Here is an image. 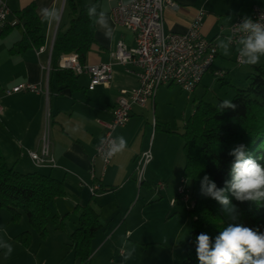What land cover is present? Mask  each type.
<instances>
[{
	"label": "crops",
	"instance_id": "1",
	"mask_svg": "<svg viewBox=\"0 0 264 264\" xmlns=\"http://www.w3.org/2000/svg\"><path fill=\"white\" fill-rule=\"evenodd\" d=\"M84 1L97 4L98 10L106 12L113 29V39L109 40L94 27L95 42L84 63L112 61L109 53L118 40L127 46L134 45L133 33L115 25L108 14L114 0ZM5 2L10 9L8 24L0 29V151L5 164L18 173L38 171L62 180L65 195L49 204L50 211L55 214L72 212L75 205H84L92 197V205L99 213L102 228L91 241L89 264H122L123 237L136 248L133 259L123 264H180L184 257L181 243L187 238L190 218L182 200L177 198L173 204L170 203L171 198L176 196L175 186L182 176V145L179 143V147L167 150L166 145L157 143L156 93L166 85L158 87L153 104L145 108L134 106L127 123L114 131L113 136L125 137L127 146L113 156L102 172L101 160L97 157L93 159L95 145L103 130L98 121L111 119L120 90L137 85L136 67L113 63L110 83L107 86L97 85L93 90L87 89V74H74L77 88L70 90L56 82L55 69L50 67L55 34L58 30H64L72 17L65 0ZM30 2L35 3L40 22L39 10L43 7L59 8L61 19L51 24L41 22L45 35L44 44H40L43 46L41 53L37 48L19 53L9 52L23 31L16 13ZM253 6L263 7L264 0H176L175 7L163 11L164 29L176 32L187 30L196 12L202 9L204 16L200 33L217 43L218 38L226 37L234 18L237 15H250ZM235 53L231 46L230 55L225 56L217 46L211 69L190 94L197 92L201 100H206L204 96L211 89L217 99L223 98L221 94L226 87L230 95L234 93L230 85L220 86L222 82L229 81L240 87L246 85L254 66L264 64V56L257 65H239L235 62ZM218 69H223L225 74L216 79L213 71ZM20 82L35 84L40 91L5 93V89ZM153 117L155 126L152 125ZM45 130L49 139V156L54 165L37 166L32 163L28 151L40 149V138ZM146 148H150L152 159L146 165L143 180L138 185L133 174L134 159ZM157 181H164V187L156 189ZM188 184L189 181L187 186L193 193L198 191L195 182L192 181L191 187ZM94 185L99 188L92 191ZM66 220L69 225L66 227L64 223V226L68 233L76 227L77 216L70 213ZM5 227L8 228V225L0 227V230ZM2 232L4 240L15 241L12 254L33 252V236L30 244L24 246L17 240H11L17 233ZM3 251L0 249V253ZM53 252L54 256L58 254L56 250ZM6 259L10 260V256Z\"/></svg>",
	"mask_w": 264,
	"mask_h": 264
},
{
	"label": "trees",
	"instance_id": "2",
	"mask_svg": "<svg viewBox=\"0 0 264 264\" xmlns=\"http://www.w3.org/2000/svg\"><path fill=\"white\" fill-rule=\"evenodd\" d=\"M72 17L64 30H58L52 44L50 67L55 69L56 82L77 88L76 76L68 68L59 67V55L76 52L81 63L93 44L94 26L90 21L84 0H65ZM23 31L21 38L9 48V52H23L44 44L45 35L41 30L36 5L30 2L17 13ZM244 86H235L229 81L222 82L233 87L231 100L235 109L220 111L219 104L225 100L217 98L215 102L199 99L193 112L186 119L180 133L183 143L184 165L182 176L195 182L198 191L194 193L193 209L187 210L190 227L187 238L181 243L184 257L180 264H199L196 254V237L200 233L214 238L223 228L231 224H242L258 229L264 222V205L257 206L251 201H239L229 191L230 204L226 207L215 199L204 195L200 181L205 174L217 187H224L230 180L229 169L233 157L232 148L245 145L246 155L264 165V64L254 66L253 72ZM0 151V209L10 213V220L18 221L25 215L30 227L41 237L47 233L50 220L56 228L64 227V221L70 213L76 214L77 225L68 234V245L80 264H89L91 241L102 228L99 213L92 205V197L84 205H75L72 212L52 213L49 204L57 197L65 195L62 180L50 175L31 171L21 173L5 164ZM15 240L28 246L31 242L29 230L17 233Z\"/></svg>",
	"mask_w": 264,
	"mask_h": 264
},
{
	"label": "built area",
	"instance_id": "3",
	"mask_svg": "<svg viewBox=\"0 0 264 264\" xmlns=\"http://www.w3.org/2000/svg\"><path fill=\"white\" fill-rule=\"evenodd\" d=\"M176 0H114L110 11L115 25L130 30L134 35V45L127 46L122 40H118L114 49L110 51L112 61L94 64L81 63L76 52L59 55L58 66L70 69L73 74L85 73L88 76L87 89L93 90L97 85L107 86L113 74V63L131 64L136 67L135 75L137 85L130 89H122L112 108V117L109 121H98L102 126L101 137L105 140L113 136L114 131L124 126L134 106L145 108L153 104L156 90L161 85H177L181 90L192 92L201 82L204 74L208 72L217 55V43L207 39L200 33V26L204 16V10L196 12L187 30L183 32L167 31L164 29L163 11L168 7H175ZM10 9L5 0H0V29L8 24ZM264 14V6H253L250 15L253 20H258ZM246 16L237 15L232 21L226 34L233 39L232 47L236 50L235 62L239 65L238 53L241 33L238 25ZM264 23V20H261ZM43 46L37 47L41 53ZM225 74L223 69L213 71V76L218 79ZM19 91L39 92L40 88L29 82H20L5 89L6 94ZM1 108V107H0ZM152 125L156 120L152 118ZM47 131L40 138V149L28 151L32 163L37 166L54 165L49 156V139ZM100 137V139H101ZM106 145L100 140L95 145L94 157L101 160L102 172L105 171L111 159L103 156ZM150 148L139 152L134 159L133 174L138 185L143 180L145 167L151 161ZM183 176L176 186V196L171 198L173 204L177 198L185 203L187 210L193 209L195 204L194 193L185 183ZM164 182L157 181L155 188H163ZM98 185L91 187L94 191Z\"/></svg>",
	"mask_w": 264,
	"mask_h": 264
},
{
	"label": "clouds",
	"instance_id": "4",
	"mask_svg": "<svg viewBox=\"0 0 264 264\" xmlns=\"http://www.w3.org/2000/svg\"><path fill=\"white\" fill-rule=\"evenodd\" d=\"M87 15L93 26L103 32L106 39H113V29L106 12L98 10L97 4L86 5ZM42 23L59 22L60 9L57 7H43L39 10ZM264 14L258 20L246 16L237 24L242 34L239 39L238 53L240 62L246 65H257L264 56ZM233 39L227 36L217 41V46L225 56L230 55ZM231 100L225 99L219 104L220 111L235 109ZM100 143L106 145L103 156L110 159L122 152L127 141L123 135H117L105 140L101 137ZM245 145L239 144L231 149L229 155L234 159L231 163L230 180H225L224 187H217L216 183L205 174L200 181L201 192L224 206L230 204L227 192L239 201H251L258 207L264 205V165L256 159L246 155ZM0 249L4 250L5 257L12 255L13 245L0 236ZM136 248L126 237L122 238V264L135 256ZM196 254L199 264H264V232L246 227L242 224H231L223 228L213 238L209 234L200 233L196 237Z\"/></svg>",
	"mask_w": 264,
	"mask_h": 264
},
{
	"label": "rangeland",
	"instance_id": "5",
	"mask_svg": "<svg viewBox=\"0 0 264 264\" xmlns=\"http://www.w3.org/2000/svg\"><path fill=\"white\" fill-rule=\"evenodd\" d=\"M224 85L226 86V84ZM212 93L213 91L209 89L205 96L203 95L204 99L215 102L216 99ZM221 95V97H223L222 99L229 100L232 97L227 87L223 89ZM200 96L201 95L199 93L197 94V92L191 95L190 92L181 90L177 85L162 86L158 90L156 93L157 106L155 110V117L158 121L157 143L166 145L167 150H173V148L179 147V143L181 144V142H183L180 133L183 131L184 122L193 112ZM158 131L160 133H158ZM151 140L149 144H151ZM181 177L182 176L179 177L177 183H179ZM187 181H189L188 185L191 187L192 180L186 178V185ZM190 190L192 191V189ZM9 216L10 213L8 210L4 208L0 209V227L8 225V228L5 227L3 230H0V236L3 237L2 231L4 230L10 233H19L24 230H29L31 240H33L32 236L34 237V242L32 241L33 252L29 254L24 251L22 254L14 252L15 254L10 256V260H7L3 251L0 253V264H80V262L74 258L70 247L66 244L69 241V232L67 233V229L65 228V226L67 227L69 225V223L66 222L67 220L64 221V223H66L64 227L57 229L54 228V224L49 220L47 223V233L44 237H41L30 227L25 215H22L20 219L15 222H12ZM3 221L4 224H2ZM259 228L261 232H264V222L259 224ZM3 239L5 238L3 237ZM11 240L15 239L12 238ZM10 243L14 244L15 241H10ZM55 250L58 251V254H55L56 256H54L53 252Z\"/></svg>",
	"mask_w": 264,
	"mask_h": 264
}]
</instances>
